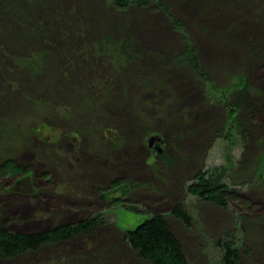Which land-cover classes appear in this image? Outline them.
<instances>
[{
  "label": "rangeland",
  "instance_id": "obj_1",
  "mask_svg": "<svg viewBox=\"0 0 264 264\" xmlns=\"http://www.w3.org/2000/svg\"><path fill=\"white\" fill-rule=\"evenodd\" d=\"M161 3L169 16L104 0H0V167L11 160L31 175L19 185L23 173L0 175V228L45 231L100 216L86 236L0 264H150L123 230L153 214L164 216L189 264H219L216 242L226 234L236 264H264V165L255 172L225 107L242 74L251 101L264 104V52L253 54L264 51V0ZM106 37L132 40L135 61L118 69L95 58L90 47ZM189 48L200 74L177 61ZM252 125L264 129V117ZM150 135L162 138V154L148 148ZM199 172L223 176L234 192L227 210L187 194ZM115 180L131 190L113 205L101 195ZM176 202L189 226L170 216Z\"/></svg>",
  "mask_w": 264,
  "mask_h": 264
},
{
  "label": "trees",
  "instance_id": "obj_2",
  "mask_svg": "<svg viewBox=\"0 0 264 264\" xmlns=\"http://www.w3.org/2000/svg\"><path fill=\"white\" fill-rule=\"evenodd\" d=\"M104 3L107 7L117 10H124L127 6H152L163 11L165 15H168L161 0H104ZM172 22L175 27H181L176 20H172ZM134 50V42L127 38L112 41L109 37H106L90 47V52L95 58L103 59L105 62L113 65L115 64L118 66V69L123 68L129 62L135 61ZM263 52V50L261 51L259 49L253 51V54L257 57ZM44 57L45 55L42 54V60ZM177 58V61L185 63L195 73L200 74L199 65L192 48L186 49ZM24 66L29 67L30 64L27 63ZM242 77L231 80L234 96L232 102L229 104L225 102V107L228 109L227 124L229 125L230 133L233 128L236 129L237 137L242 141L247 154L249 155L253 152L251 158L256 159L257 168L255 172H257L258 170H262L264 165V138H259V134H264V129L255 127L252 125V121L256 116L264 117V104L251 101V92L246 82L247 76H243L242 74ZM108 82L107 79L99 81L100 91L109 92L108 88H106ZM210 89L217 98H226L227 93L225 90L221 91L214 87ZM244 95H247L250 100L248 104L243 103ZM36 132L39 134L40 131ZM230 133L225 135V139L231 141L232 145L234 144V137ZM25 170L11 160H7L0 167V175L17 176L23 173L18 179L19 182H22L25 178H30L31 176ZM222 179L223 176L212 172H199L195 176L193 183L186 188V192L189 196L227 210L229 208V200L234 199V192L222 183ZM20 187V189L24 190L25 185H20ZM130 190V186L127 183L115 180L109 184L106 192L101 196L102 198L106 197L111 200L113 205H116L121 200L119 197L112 196L116 194L123 196L125 193L130 192ZM170 216L179 220L185 226H189L192 221L188 211L178 202L172 204ZM99 220L100 216L95 215L84 218L73 225L56 226L45 231L27 233H12L5 228H0V259L13 258L29 251L38 250L47 244L69 241L74 238L86 236L94 230ZM226 236L227 234L216 242V246L220 252L219 264H236L239 259V249L233 245L230 239L224 240ZM123 239L133 251L137 252L140 258L150 264H189L178 240L171 232L166 219L161 214H153L140 223L134 230L124 231Z\"/></svg>",
  "mask_w": 264,
  "mask_h": 264
},
{
  "label": "water",
  "instance_id": "obj_3",
  "mask_svg": "<svg viewBox=\"0 0 264 264\" xmlns=\"http://www.w3.org/2000/svg\"><path fill=\"white\" fill-rule=\"evenodd\" d=\"M162 138L159 135H150L148 137V139L146 140L147 146L149 149H153L157 154H161L162 153V149H161V143H162ZM140 225V223L134 227V228H127L124 231H128V230H134L135 228H137Z\"/></svg>",
  "mask_w": 264,
  "mask_h": 264
},
{
  "label": "flooded vegetation",
  "instance_id": "obj_4",
  "mask_svg": "<svg viewBox=\"0 0 264 264\" xmlns=\"http://www.w3.org/2000/svg\"><path fill=\"white\" fill-rule=\"evenodd\" d=\"M20 184V182L18 181V183L16 184V185H19ZM111 201V200H110Z\"/></svg>",
  "mask_w": 264,
  "mask_h": 264
}]
</instances>
